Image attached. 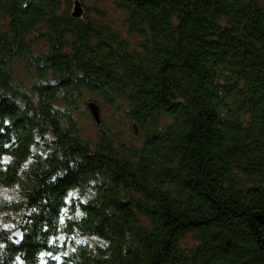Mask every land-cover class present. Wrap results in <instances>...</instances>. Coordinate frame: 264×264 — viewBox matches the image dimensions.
<instances>
[{"label":"trees","instance_id":"obj_1","mask_svg":"<svg viewBox=\"0 0 264 264\" xmlns=\"http://www.w3.org/2000/svg\"><path fill=\"white\" fill-rule=\"evenodd\" d=\"M74 1L0 0V264H264V0Z\"/></svg>","mask_w":264,"mask_h":264},{"label":"rangeland","instance_id":"obj_2","mask_svg":"<svg viewBox=\"0 0 264 264\" xmlns=\"http://www.w3.org/2000/svg\"><path fill=\"white\" fill-rule=\"evenodd\" d=\"M82 7L86 11L87 9L90 11V17L96 19L98 17L97 9L101 10L103 12V15L105 16V22L109 25H111L115 29H120L123 32L127 33L126 29H123V24L125 20L124 14L116 8L114 0H80ZM75 7V1L73 3L71 14L74 12ZM5 25L0 21V28H4ZM128 34V33H127ZM127 39H130L128 36ZM133 44H136V41L132 40ZM42 47V45H41ZM22 80L24 82L27 81L25 76H22ZM101 115L103 120V131L107 130V127L110 128V125H114V122L112 120L113 113L109 108L101 107ZM79 122L84 127V135L88 138H92L95 141H98L100 135L102 134V131H100L93 123L92 118L90 115H85L81 117L78 115ZM115 131V135L119 136L120 132L123 130L126 132V136L120 137V139L124 142H127L128 144L133 143V135L131 133V130L129 127H126L125 129H122L119 125H116V127L113 129ZM16 189H7V188H0V199L2 200H9L16 197ZM12 224L8 225V228H12ZM193 238H190L187 240L186 245L190 246L192 244Z\"/></svg>","mask_w":264,"mask_h":264},{"label":"water","instance_id":"obj_3","mask_svg":"<svg viewBox=\"0 0 264 264\" xmlns=\"http://www.w3.org/2000/svg\"><path fill=\"white\" fill-rule=\"evenodd\" d=\"M83 15H84V10L82 4L79 1H76L74 12L72 13V18L74 20H79L82 18ZM88 107L96 124L101 125L102 121L100 116V109L98 108V106H96L95 104H90ZM23 240H24V234L22 230H18L12 235V241L16 244L22 243Z\"/></svg>","mask_w":264,"mask_h":264}]
</instances>
